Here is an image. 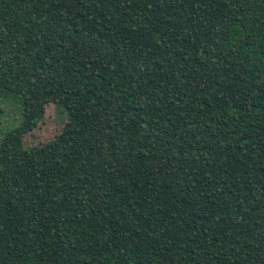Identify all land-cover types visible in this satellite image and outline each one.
<instances>
[{
	"label": "trees",
	"instance_id": "1",
	"mask_svg": "<svg viewBox=\"0 0 264 264\" xmlns=\"http://www.w3.org/2000/svg\"><path fill=\"white\" fill-rule=\"evenodd\" d=\"M9 96L0 264H264V0H0Z\"/></svg>",
	"mask_w": 264,
	"mask_h": 264
},
{
	"label": "rangeland",
	"instance_id": "2",
	"mask_svg": "<svg viewBox=\"0 0 264 264\" xmlns=\"http://www.w3.org/2000/svg\"><path fill=\"white\" fill-rule=\"evenodd\" d=\"M23 103L16 96H9L0 101V143L5 133L18 127L22 120ZM66 113L54 104L47 107L46 115L38 128L24 138V146L32 147L59 134L64 126Z\"/></svg>",
	"mask_w": 264,
	"mask_h": 264
}]
</instances>
